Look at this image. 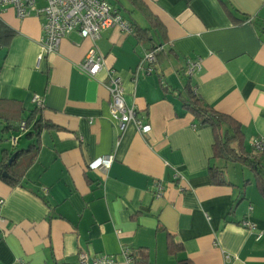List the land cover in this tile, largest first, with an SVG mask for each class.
I'll use <instances>...</instances> for the list:
<instances>
[{"label": "crops", "instance_id": "crops-1", "mask_svg": "<svg viewBox=\"0 0 264 264\" xmlns=\"http://www.w3.org/2000/svg\"><path fill=\"white\" fill-rule=\"evenodd\" d=\"M108 1L133 32L113 26L92 39L72 31L56 52L40 44L43 17L20 18L0 5V20L14 30L0 43V160L4 149L36 139L28 136L32 124L18 132L37 108L35 96L43 102L35 116L51 124L19 181L0 179V264H75L81 252L110 254L118 264H264V195L254 171L239 163L230 175V162L213 156L212 126L184 105L190 83L240 125L254 153L253 140L264 137V0ZM136 26L146 33L138 36ZM154 44L162 45L154 71L136 74ZM92 49L105 63L95 76L81 67ZM195 59L202 67L189 77ZM109 69L149 133L133 122L118 130ZM106 155L110 167H87ZM211 165L224 170L225 182L213 178Z\"/></svg>", "mask_w": 264, "mask_h": 264}, {"label": "built area", "instance_id": "built-area-1", "mask_svg": "<svg viewBox=\"0 0 264 264\" xmlns=\"http://www.w3.org/2000/svg\"><path fill=\"white\" fill-rule=\"evenodd\" d=\"M2 7L12 6L20 18H24L32 13L43 17L42 22L43 35L40 44L45 52H56L59 50L62 40L72 31H78L86 38L97 39L101 33L110 27L118 26L127 32H133L131 23L120 13L116 12L108 0H45L43 6L37 5V0H0ZM162 49L161 44L153 46L147 52L138 64L135 73L143 72L151 74L154 71V64L157 56ZM104 56L97 49H92L81 62V67L90 75H97L104 67ZM202 67L200 59L188 60L184 73L191 77ZM109 82L106 84L110 92V111L117 119V126L120 132H123L128 124L135 123L141 133H149L151 124L139 116L137 109L126 103L124 98V85L121 76L114 69L108 70ZM37 106L42 107L43 102L38 96L33 98ZM19 130L27 132L29 125L26 120L19 123ZM20 136H12L11 143L15 147L19 142ZM255 152H264V137L255 139L252 142ZM113 162V155H106L92 160L88 164L90 169L101 167H110ZM157 194L163 191L162 182L157 183ZM4 200H0V205ZM244 227L256 230L257 226L249 219L242 221ZM263 235L262 230H258L257 238ZM127 259L132 262L135 257L130 250L123 252ZM75 264H118L116 258L110 254H100L90 257L87 253L81 252L78 261Z\"/></svg>", "mask_w": 264, "mask_h": 264}, {"label": "trees", "instance_id": "trees-1", "mask_svg": "<svg viewBox=\"0 0 264 264\" xmlns=\"http://www.w3.org/2000/svg\"><path fill=\"white\" fill-rule=\"evenodd\" d=\"M134 31L138 36L146 33V29L140 26H136ZM13 34L14 30L0 20V43L6 38H10ZM184 105L193 112L202 126H212L215 133V141L213 144L214 158L249 166L254 171L257 186L264 195V164L262 162L264 152L254 151V153H251L247 151L240 125L227 114L221 113L207 104L190 83L187 85V95L184 99ZM38 108L42 107L37 106L28 119H26L27 125H33V128L28 132V136L30 138L35 136L36 139H34L28 147L18 149L14 152L9 153L4 149L5 156L3 160H0V179L11 184H16V182L19 181L32 159H34L38 149L37 136L40 135V132L44 128L51 126L48 122H43L41 118L35 116ZM14 154H16V156L13 161L8 164V160L12 158ZM210 170L213 178H215L217 182L222 183L226 181L225 173L222 168L211 165ZM4 172H7V175H4ZM174 248L175 243L171 240L169 242V250H173Z\"/></svg>", "mask_w": 264, "mask_h": 264}, {"label": "rangeland", "instance_id": "rangeland-1", "mask_svg": "<svg viewBox=\"0 0 264 264\" xmlns=\"http://www.w3.org/2000/svg\"><path fill=\"white\" fill-rule=\"evenodd\" d=\"M20 130H18V132H19ZM5 137L7 138V135L5 134ZM10 141H2V145L3 146H9L10 147V143H9ZM21 145V144H20ZM13 149V148H12ZM0 153H1V146H0ZM237 167L236 168H234V165L233 164H229V172H231V174L230 175H232L233 174V171L236 169L238 172H240V169H241V166H240V164L239 163H237V165H236ZM239 166V167H238Z\"/></svg>", "mask_w": 264, "mask_h": 264}, {"label": "water", "instance_id": "water-1", "mask_svg": "<svg viewBox=\"0 0 264 264\" xmlns=\"http://www.w3.org/2000/svg\"><path fill=\"white\" fill-rule=\"evenodd\" d=\"M15 156H16V154H14L13 157L8 160V164L13 161ZM4 175H7V172H4Z\"/></svg>", "mask_w": 264, "mask_h": 264}]
</instances>
